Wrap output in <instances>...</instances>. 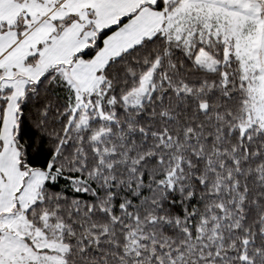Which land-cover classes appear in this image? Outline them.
Masks as SVG:
<instances>
[{
  "label": "trees",
  "instance_id": "1",
  "mask_svg": "<svg viewBox=\"0 0 264 264\" xmlns=\"http://www.w3.org/2000/svg\"><path fill=\"white\" fill-rule=\"evenodd\" d=\"M128 18L73 59L92 60ZM201 47L215 69L196 62ZM150 70V91L135 104ZM64 71L28 84L13 130L23 182L35 170L47 176L24 214L67 246L62 264H264V129L246 124L250 91L232 48L144 38L99 71L103 96H85L84 125ZM9 90L0 93V152Z\"/></svg>",
  "mask_w": 264,
  "mask_h": 264
},
{
  "label": "rangeland",
  "instance_id": "2",
  "mask_svg": "<svg viewBox=\"0 0 264 264\" xmlns=\"http://www.w3.org/2000/svg\"><path fill=\"white\" fill-rule=\"evenodd\" d=\"M163 1L167 5L179 0ZM202 1L207 5L202 6L196 0H181V5L172 13L166 9H157L159 12L154 19V29L150 28L151 31L146 33L139 32L138 38L141 39H135L134 42L124 40L123 44L116 38L109 39L92 60L86 61L80 58L74 60L73 57L112 22L118 25L120 19L114 21L116 17L108 15L105 17L108 25H100V22L88 29L72 27L68 31V26L45 23L14 44L15 39L19 36L21 38L40 17L37 13L27 17L29 9L25 4L19 5V0H0V29L5 26L9 28L8 31H0V93L10 89L0 152V264H62L67 251V246L61 241L46 239L43 232L31 229L24 211L39 195L47 176L35 170L23 182L25 174L19 168V155L13 142L19 101L28 84L37 82L50 69L62 67L65 70L63 75L74 90L77 100L75 111L82 110L81 125H84L87 111L93 107L90 96L87 99L85 96L95 93L99 97L103 96L99 90V71L111 59L132 48L143 38L165 32L187 48L194 46L197 41L208 46L212 40H221L227 48L234 50L248 84L250 100L246 124L256 123L264 129V61L260 43L264 2ZM12 26L16 28L10 29ZM137 28L136 24L127 26L122 36L136 35L132 31ZM129 43L131 45L127 46ZM195 59L200 66L208 69H215L218 65V60L204 47L199 48ZM152 74L153 70H150L143 76L140 87L132 93L133 103L140 104L149 93ZM98 110L101 111L100 108ZM7 207L9 209L4 213L1 209Z\"/></svg>",
  "mask_w": 264,
  "mask_h": 264
},
{
  "label": "crops",
  "instance_id": "3",
  "mask_svg": "<svg viewBox=\"0 0 264 264\" xmlns=\"http://www.w3.org/2000/svg\"><path fill=\"white\" fill-rule=\"evenodd\" d=\"M157 1L159 0H19V5L25 4L26 7H28L29 9L27 17H30V15L34 16L37 13L39 15L38 18L40 17V19L35 20L33 26H31L30 29H27L26 32L23 33V36H21V38L20 36L19 38L17 37L15 39L14 44L19 43L23 39V37H26V35L30 31L40 28L45 23H50L51 26H53V24H58L60 23V21L70 20L72 22L70 23V25H67L68 27L66 28V31L70 30L72 27H76L77 29H82V27L83 29H88L95 23L101 22L100 25H102V23H104L103 25H108L105 18L108 15L115 16L116 18L114 21L120 19V22L126 17L129 18L125 20L115 32L109 35L105 39V41L112 38L118 39L121 44H123L124 40L127 42H134L136 39V41H138L139 39H141L138 38L139 32L146 33V31H151V29H154L155 27L154 19L156 18L159 11L152 5L156 4ZM196 1L200 2L201 5L203 4L202 6H204L205 4L207 5V3L203 2L202 0ZM259 1L264 2V0ZM169 4V7H167L165 4V9L168 11V13H172L177 7L181 5V0L171 1L169 2ZM30 6L31 9L29 8ZM112 23V25H109L105 28L113 26L116 22ZM131 24H136L138 26L137 29L132 31L136 33V35H129L123 37L122 32L125 28H127V26ZM263 24L264 22H262L263 30L261 33L260 43L261 55L264 61ZM44 39L45 38H43V40ZM130 45L131 43H129L127 46ZM3 196L4 198L6 197L5 195ZM8 209L9 207L2 208L1 210L6 213Z\"/></svg>",
  "mask_w": 264,
  "mask_h": 264
}]
</instances>
